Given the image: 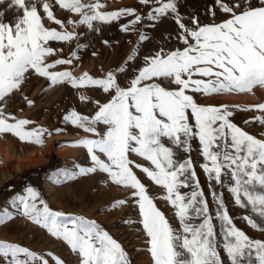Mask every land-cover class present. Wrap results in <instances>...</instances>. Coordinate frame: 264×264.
I'll use <instances>...</instances> for the list:
<instances>
[{"label":"snow or ice","instance_id":"obj_1","mask_svg":"<svg viewBox=\"0 0 264 264\" xmlns=\"http://www.w3.org/2000/svg\"><path fill=\"white\" fill-rule=\"evenodd\" d=\"M149 2L141 0L144 4ZM38 3L49 21L62 26V21L51 11L52 0H9L8 7L22 13L16 16L14 23L4 22V13L0 12V101L20 90L30 72L48 78L53 85L66 81L73 87L97 85L105 93L114 92L109 102H97L98 111L93 116H84L73 110L64 117L66 122L70 121L97 137L85 136L73 142L86 149L92 165H76L78 172L66 171L65 178L71 180L102 172L114 184L131 189L132 197L137 198L139 223L149 238L148 251L153 264H223L207 201L202 190H195L199 188V181L192 162L190 159L178 162L173 147L163 142L167 138L176 148L188 152L190 139L198 136L203 156L211 161V167L207 163L202 165L209 179L220 183L224 170H229L233 182L229 191L235 204L242 208L250 205L256 214L255 219L249 216L243 219L252 228L264 231V139L250 135L231 122L229 117L233 113L228 105H200L186 92L191 89L207 96L251 93L256 87L264 89V0L256 4L252 0H239L232 6L221 2L220 9L230 14V18L219 24L198 25L196 29H188L180 22L175 0L166 3L160 0V6L154 9L155 14L149 13V18L160 19L168 12L176 14L179 27L186 33L182 38L188 46L166 55L158 52L154 57H145V66L138 70L128 87H121L112 72L104 79H94L88 73L74 77L70 71H49L55 65L70 64L71 60L57 59L46 63V57L54 54V49L47 46L48 42L70 41L74 34L45 27ZM56 3L62 9L79 13L81 19L78 23L95 31L99 29L94 28V21H115L135 13L131 8L101 12L98 10L102 6L99 0L88 4L83 0H56ZM140 20V15L135 14L131 23L134 25ZM123 29L127 30L128 25ZM188 35L194 44L188 43ZM145 39L147 37L141 34L140 40ZM134 58L135 53L128 60ZM125 70V67L119 69L120 72ZM195 75L206 79H193ZM156 79L177 87L165 88L152 82ZM80 99L87 97L81 94ZM236 107L264 111V102ZM189 115L194 118L197 131H193ZM254 119L264 125V115ZM31 123L5 114L0 107V135L11 134L22 143L42 145L47 129H27ZM98 125L104 126L103 132L98 131ZM130 154L144 158L154 167L135 163ZM133 165L146 173L155 185L166 190L163 199L175 207L182 231L174 229L157 208L146 186L133 171ZM189 181L194 182V190L188 196L182 195L179 188L189 187ZM56 182L60 183V180ZM26 191L27 196L18 197L23 206L22 214L52 236L65 241L79 257V264H130L122 246L95 220L53 211L42 199L39 200L42 207H38L39 193L31 187ZM213 197L222 210L217 216L222 221L223 251L230 264H242L243 261L264 264V240L251 239L237 228L221 198L215 193ZM125 203L126 200H119L112 207ZM193 212L197 217H204L201 223L194 225L190 222ZM11 218L12 214L5 211L0 215V223ZM20 254L24 259L19 258ZM48 255L53 256L56 264H64L54 254ZM0 256L6 264H48V260L38 253L6 241H0Z\"/></svg>","mask_w":264,"mask_h":264},{"label":"rangeland","instance_id":"obj_2","mask_svg":"<svg viewBox=\"0 0 264 264\" xmlns=\"http://www.w3.org/2000/svg\"><path fill=\"white\" fill-rule=\"evenodd\" d=\"M91 2L95 0H83L85 4ZM163 2L166 3L167 0ZM221 2L232 6L239 0H175L180 22L188 29H196L198 25L219 24L229 19L230 14L220 9ZM252 2L256 4L259 0H252ZM8 3L9 0H3L0 3V12L4 13L2 19L6 23H14L16 16L22 13L9 8ZM99 3L102 5L98 9L101 12L131 8L135 10V13L121 16L115 21H94V28L99 29L95 31L86 25L79 24L80 14L62 9L56 0H52L51 11L57 19L62 21V26L49 21L41 4H37L45 27L74 34L70 41L48 42L47 46L54 49V54L46 57V63H53L57 59L71 60L70 64L55 65L49 71H70L74 77L88 73L94 79H104L107 73L112 72L121 87H128L131 79L138 74V70L145 66V57H154L158 52L166 55L188 46L182 38L186 33L179 27L176 14L168 12L160 19L149 18V13H154V9L160 6V0H150L147 4L141 3V0H99ZM135 14H139L141 20L133 25L131 21L135 20ZM68 20L73 22L68 23ZM124 25H128L127 30L123 29ZM141 34L147 39L141 41ZM187 39L189 44L195 43L190 35ZM73 53L75 56L72 55ZM133 53L135 58L129 61L128 57ZM122 67L126 69L124 72L119 71ZM193 79L206 78L195 75ZM152 82L160 83L169 89L177 87L165 80L156 79ZM186 92L193 95L200 105H228L233 113L229 117L231 122L250 135L264 139V125L254 119L264 115V111L240 110L236 107L264 102V89L256 87L251 93H219L207 96L194 93L191 89ZM81 94L87 99L81 100ZM112 95L114 92L105 93L102 87L97 85L73 87L66 81L53 85L48 78L30 72L20 90L14 91L0 101V107H3L5 114L16 119L32 121L26 126L27 129L36 127L47 129L42 145L22 143L11 134L0 135V215L5 211L12 214L10 220L0 223V241L28 248L43 256L48 260V264H56V260L48 255L49 253L54 254V257L59 258L64 264H79V257L71 251L65 241L52 236L46 229L22 214L23 206L18 197L27 196L26 190L31 187L39 193L36 201L38 207H42L39 204V200L42 199L53 211L95 220L122 246L130 264H153L148 251L149 238L143 231L142 224L138 223L141 217L138 204L135 202L137 198L131 195L132 190L114 184L107 178V174L102 172L77 176L71 180L66 179L64 175L66 171L78 172L76 165L80 167L92 165L86 149L73 142L85 136L97 138L94 134L86 133L83 129L72 125L70 121L66 122L64 117L73 110L91 117L98 111L97 102L107 103ZM28 101L32 103L29 104ZM10 122L13 121L10 120ZM189 122L193 126V131H197L195 120L191 115H189ZM98 131L103 132L104 126L98 125ZM163 142L166 146L173 147L175 159L178 162L186 159L192 162L199 181V188L195 190H202L203 198L207 201L208 215L212 216L218 251L223 264H230V261L223 251L222 221L217 216V212L222 210L219 209L218 201L214 199L213 193L221 198L237 228L244 231L251 239L264 240V231L252 228L243 219L245 216L256 218L251 206L242 208L235 204L234 196L229 191L233 184L229 170H224L225 174L222 175L221 182L217 183L214 179H209V174L202 168L205 163L211 167V161L203 156V146L198 136L190 139L188 152L176 148L167 138H164ZM102 158L106 159V157ZM130 159L144 167H154L149 161L136 154H130ZM17 166H21L22 170L18 171ZM132 167L169 224L174 229L182 231L179 218L175 215V207L163 199L166 190L162 186L155 185L141 169L135 168L134 165ZM48 180L54 187L52 194L45 186ZM57 180H60V183H57ZM193 183L189 181V187H180L181 194L190 195L194 190ZM119 200H126L127 203L112 207L113 203ZM191 217L190 222L194 225L201 223L204 219L203 216L197 217L194 212L191 213ZM19 258L24 259V255L20 254ZM0 264H6L2 256H0ZM242 264H246V261Z\"/></svg>","mask_w":264,"mask_h":264},{"label":"bare ground","instance_id":"obj_3","mask_svg":"<svg viewBox=\"0 0 264 264\" xmlns=\"http://www.w3.org/2000/svg\"><path fill=\"white\" fill-rule=\"evenodd\" d=\"M17 169H18V171H21L22 170V167L21 166H17ZM45 186H46V188H47V190L52 194V192H53V190H54V187H53V185H52V183H51V181H46L45 182ZM102 190V189H101ZM115 196V195H114ZM130 198V197H129ZM133 205V204H132ZM138 207V206H137ZM135 209V208H134ZM123 212V211H122ZM132 219V218H131ZM139 223V222H138Z\"/></svg>","mask_w":264,"mask_h":264}]
</instances>
